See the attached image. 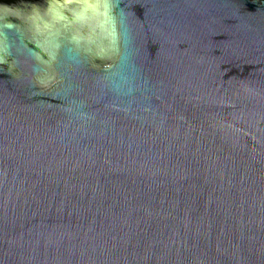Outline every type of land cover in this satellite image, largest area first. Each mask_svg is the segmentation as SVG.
Segmentation results:
<instances>
[{"label": "water", "instance_id": "water-1", "mask_svg": "<svg viewBox=\"0 0 264 264\" xmlns=\"http://www.w3.org/2000/svg\"><path fill=\"white\" fill-rule=\"evenodd\" d=\"M0 264H264V0H0Z\"/></svg>", "mask_w": 264, "mask_h": 264}]
</instances>
